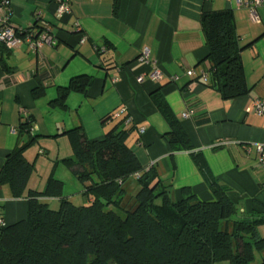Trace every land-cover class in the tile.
I'll use <instances>...</instances> for the list:
<instances>
[{
	"label": "crops",
	"instance_id": "0c3cea01",
	"mask_svg": "<svg viewBox=\"0 0 264 264\" xmlns=\"http://www.w3.org/2000/svg\"><path fill=\"white\" fill-rule=\"evenodd\" d=\"M68 1L71 13L56 21L54 0H10L13 25L28 27L44 20L54 42L39 50L21 44L1 52L0 168L23 141L18 129L26 117L32 120L31 135L36 136L24 153L34 163L28 187L40 190L52 163L64 171L60 160L72 155L67 131L80 127L88 140H99L127 114L128 126L134 127L128 144L142 166H156L174 199L188 187L198 199L214 200L209 184L214 179L241 211L264 214V170L257 151V144L264 142V113L247 111L255 99H264V5L256 8L259 20L254 21L250 9L237 5V0ZM221 10L232 12L243 47L240 59L248 90L233 98H223L209 74L206 82L193 80L209 66L201 16ZM97 46L105 49L97 51ZM145 49L148 56L140 59ZM156 67L160 79L150 76ZM188 69L194 76L186 74ZM81 74L90 76L86 90H71L62 103L53 102L59 88ZM155 99H163L179 119L192 151L203 159V169L190 150L172 152L165 138L169 126ZM189 108L194 115L182 117ZM52 150L56 157L41 161L44 167L47 164L43 176L35 163L39 154ZM67 169L76 182L75 193L85 198L82 204L90 203ZM51 174L64 186L62 175ZM130 183L133 191L135 184ZM63 195L70 200L73 194L63 190ZM26 214L27 198L13 197L9 186L0 183V216L5 222L13 224ZM258 231L264 236V224Z\"/></svg>",
	"mask_w": 264,
	"mask_h": 264
},
{
	"label": "trees",
	"instance_id": "16d2710c",
	"mask_svg": "<svg viewBox=\"0 0 264 264\" xmlns=\"http://www.w3.org/2000/svg\"><path fill=\"white\" fill-rule=\"evenodd\" d=\"M201 26L211 85L223 98L246 93L243 47L232 12L203 13ZM89 82L86 74L72 77L53 102L62 103L71 90L84 92ZM155 103L169 126L165 138L172 152L190 150L203 169L179 119L163 99ZM128 119L124 114L99 140H88L80 127L66 132L72 155L62 163L91 199L75 205L52 174L42 189L28 187L34 163L24 153L36 136L30 132L32 120L24 118L18 129L24 139L5 157L0 183L9 186L13 197L27 198V214L0 226V264H264V236L258 231L264 214L241 211L214 179L209 182L214 200L202 201L188 187L174 199L156 166H142L128 144L134 130ZM51 198L57 208L50 207Z\"/></svg>",
	"mask_w": 264,
	"mask_h": 264
},
{
	"label": "built area",
	"instance_id": "2783aa9c",
	"mask_svg": "<svg viewBox=\"0 0 264 264\" xmlns=\"http://www.w3.org/2000/svg\"><path fill=\"white\" fill-rule=\"evenodd\" d=\"M56 3V9L54 11V19L56 21H62L65 16L71 13L68 0H54ZM237 5L244 6L250 9L251 18L254 21H258L259 17L256 12V8L260 5H264V0H237ZM11 2L10 0H0V54L1 49L11 50L18 47L21 44H25L34 50H39L44 44H51L54 42V37L48 28V24L44 20H38L37 22L29 25L28 27L15 26L11 23ZM148 56L145 49L140 56V59H146ZM186 74L194 76V70L188 69ZM150 76L153 79H160L162 77L159 68H155ZM208 72L202 70L199 74V80L196 82H206ZM143 77L138 76V80L141 81ZM175 80V78H173ZM125 112V109H121ZM247 111H254L257 113H264V99H255L247 108ZM194 115L192 108L186 109L181 113L184 118H189ZM129 120V119H128ZM142 131V130H141ZM257 151L259 153V167L264 170V142L257 144ZM5 220L0 216V226L4 225Z\"/></svg>",
	"mask_w": 264,
	"mask_h": 264
},
{
	"label": "rangeland",
	"instance_id": "374dc122",
	"mask_svg": "<svg viewBox=\"0 0 264 264\" xmlns=\"http://www.w3.org/2000/svg\"><path fill=\"white\" fill-rule=\"evenodd\" d=\"M54 154V155H53ZM38 157H39V161H37V163H35L36 164V169H40V173L39 174H43V176H44V171L46 170V168H47V164L45 165V167L43 166V163L41 162V161H47V162H49L48 160L50 159V158H55L56 157V151H53L52 150V152L49 154V155H41V154H39L38 155ZM60 162L62 163V160H60ZM63 164V163H62ZM63 169V167L61 166V165H58L57 164V162H55V164L53 165V163H52V165H51V168H50V170H48V172L46 173V175H45V180H47L48 179V177L50 176L49 174H50V172L52 173V172H54L55 171V174L57 175V176H63L64 177V179H63V181H64V186H63V190H64V192L65 193H68V194H73V195H71V198H70V200H71V202H73L75 205H79V204H82V202L81 201H84L85 200V198H83L81 195H79V194H76L75 193V191L77 190L76 189V182H75V180H71V177H72V175L67 171L68 169L65 167L64 169V171L62 170ZM42 176V177H43ZM54 176V175H53ZM75 179V178H74ZM44 180V179H43ZM45 183H46V181H45ZM45 185V184H44ZM75 193V194H74ZM57 203L55 202V203H51L50 204V207L51 208H57Z\"/></svg>",
	"mask_w": 264,
	"mask_h": 264
}]
</instances>
